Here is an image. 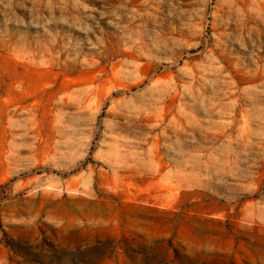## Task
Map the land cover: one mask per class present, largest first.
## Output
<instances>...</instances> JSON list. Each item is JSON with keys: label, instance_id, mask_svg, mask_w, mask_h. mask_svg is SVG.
Wrapping results in <instances>:
<instances>
[{"label": "rangeland", "instance_id": "obj_1", "mask_svg": "<svg viewBox=\"0 0 264 264\" xmlns=\"http://www.w3.org/2000/svg\"><path fill=\"white\" fill-rule=\"evenodd\" d=\"M0 264H264V0H0Z\"/></svg>", "mask_w": 264, "mask_h": 264}]
</instances>
